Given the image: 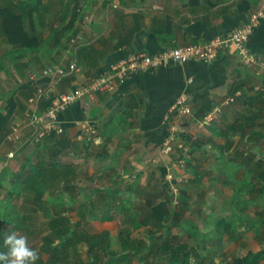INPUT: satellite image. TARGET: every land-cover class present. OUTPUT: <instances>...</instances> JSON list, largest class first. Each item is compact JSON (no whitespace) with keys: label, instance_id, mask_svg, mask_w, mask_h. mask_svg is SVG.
Here are the masks:
<instances>
[{"label":"crops","instance_id":"1","mask_svg":"<svg viewBox=\"0 0 264 264\" xmlns=\"http://www.w3.org/2000/svg\"><path fill=\"white\" fill-rule=\"evenodd\" d=\"M43 3L32 13V34L37 45H13L0 28V251H7L4 236L15 232L28 238L30 248L45 254L35 264H47L62 254L68 255L67 264H92L96 253L107 260L130 252L136 255L131 257L132 264H167L164 258L154 260L155 240L161 246L167 241L173 245L171 237H176V246L185 244L193 254L191 264L220 263L221 259L204 261L206 252L212 249L210 242L197 244L174 230L175 236L169 235L170 231L164 230L170 224L168 218L163 221L168 226L156 232L152 227L158 221L150 217L146 235L139 238L138 229L133 228L124 235V246L119 223L136 220L132 211L140 213L134 207L143 206L144 201L146 217L151 205L167 200V195L158 193L166 188L161 175L176 171L195 179L196 174H201L197 159L207 154L218 156L215 146L209 153L206 146L217 142L220 135L227 139L224 142L229 136L231 140H247L254 129L251 139H263L264 17L247 43L260 57L257 64H244L231 48L212 60H191L135 72L117 81L113 90L84 96L61 111L59 120L65 133L52 130L37 143V125L32 124V116L48 109L52 94L90 83L112 63L132 54L203 45L217 36H228L248 22L262 0ZM86 15L92 17L91 22L86 21ZM23 17L24 25L30 29L29 17ZM49 67H60L64 74L48 75L45 70ZM40 88L44 95L32 101ZM183 96L190 107L188 113L181 112L178 104ZM249 117L255 124L245 121ZM14 127L18 139L11 137ZM167 141L172 144L170 152L165 148ZM230 150L223 151L229 154ZM246 153L243 154L249 156L248 160L251 154ZM179 158L184 162L178 163ZM259 169L264 172L263 166ZM227 170V174L234 172ZM204 177L200 175L195 180L205 184ZM153 181L158 182V190ZM198 201L213 206L211 197ZM124 205L132 207L127 214ZM200 216L199 213L197 217ZM54 217L78 224L68 232L67 242L63 241L64 232L56 233L53 225L43 230L42 221L49 223ZM143 217H137L139 222ZM222 223L219 230L226 235L219 237L232 243L234 249L221 251L229 264H241L240 259L249 252L264 247V230L247 226L244 216L218 219L217 225ZM105 232L109 240L93 247ZM47 236L51 241L45 240ZM254 240L256 249L249 247ZM140 258L143 260L138 261ZM256 262L263 264L264 257Z\"/></svg>","mask_w":264,"mask_h":264},{"label":"rangeland","instance_id":"2","mask_svg":"<svg viewBox=\"0 0 264 264\" xmlns=\"http://www.w3.org/2000/svg\"><path fill=\"white\" fill-rule=\"evenodd\" d=\"M219 137L217 142H212L211 146L208 144L206 146L207 153L215 146V149L220 152L218 156L215 157V154H207L208 156H205L206 158L200 156L197 159L198 165L200 166V173L202 177L205 176L203 179L205 184L195 180L198 176H195V179L194 177L189 178L185 176L182 177V181L172 185L164 175H161L166 188L160 191L161 189H157L159 185L158 182H153L158 193L161 192L160 195H163V197L167 195L165 197L166 199L170 197L172 214H174V212L176 213L174 217V219L177 220L175 221L176 224H169L170 227L168 226L167 228V230L170 231L169 235L172 234V236H175L172 232L174 230L179 232L180 235L183 233L187 240L193 238V241L195 240L197 244H199V241L210 242V244H212V249L206 252L204 261L210 263L215 261V259H221V262L218 264H229V262H227V255L221 254V251H231L234 249H231L232 243L229 241L226 242L225 239H223V241L220 239L219 236L222 237V235L226 234L219 230L222 229L223 223L217 225L218 219L228 216V219L231 220L233 216L239 214V216H244L245 219L248 220L247 226L250 225L251 228L255 230H264V179L261 176L258 177V173L261 170L259 168L262 166L264 167V137L263 139L255 141L252 140L249 135L247 140L243 138L237 141V138L231 140L229 136L227 142H224L227 139L222 135ZM225 149H227V151L231 149L230 153H225L223 151ZM241 151H243V153L248 151L251 155L255 153V155H253L254 158L247 160V157H249L246 156L247 153L245 155L243 153H237ZM237 167L241 168L237 169ZM227 169H231L234 172L227 174L229 172ZM173 172L176 176L180 177V173L178 174L176 171ZM172 186H175L177 191L174 192ZM205 197H211L213 206H207L204 205L203 202L198 201ZM143 204V206L134 207L138 212L140 211V213H134L132 215L134 218H136L135 216L137 215L138 218H142L148 213V208L145 207L147 206L146 201H144ZM206 211L209 213L207 216ZM199 213L201 216L197 217ZM133 223L137 226L135 229H138V237L145 236L146 234H144V231L146 232V230H148V224L142 222L140 224L143 225H140L136 221ZM48 225L49 223H47V221H42L43 230L46 229ZM152 228L156 232H161V227L158 226V222L154 223ZM165 229L166 228H164V230ZM251 234L254 235L256 233L251 231ZM171 240L174 242L173 245L178 241L176 237H171ZM155 241L157 242V240ZM157 245H160V243L157 242ZM225 246L226 248L223 250ZM249 247L256 249V240H254ZM44 256V253H38V260L41 258L43 259ZM155 256H159L160 260L164 258L163 255L157 253ZM256 263L260 264V262ZM159 264L165 263L159 261Z\"/></svg>","mask_w":264,"mask_h":264},{"label":"built area","instance_id":"3","mask_svg":"<svg viewBox=\"0 0 264 264\" xmlns=\"http://www.w3.org/2000/svg\"><path fill=\"white\" fill-rule=\"evenodd\" d=\"M85 17L87 22L92 21L90 15H86ZM263 17L264 0H262L261 6L256 11L252 12L245 25L234 29L226 37L217 36L207 44L171 47L156 53L137 52L112 63L108 70L94 78L90 83L82 84L78 88L67 92L52 94L48 109L42 115L34 114V116H32V124L37 125L34 142L42 141L52 130L64 134L65 126L61 125V121L59 120V113L61 111L67 109L84 96H92L99 91L113 90L117 85V81H123L135 72H145L172 63L185 64L191 60H212L215 59L221 51L225 52L231 48H234L236 52L239 53L244 64L252 66L259 63L260 57L248 47L247 43ZM45 73L57 77V75H63L64 70L60 67H49L45 70ZM44 92L45 91L40 88L31 100H37L41 95H44ZM229 100H233V98H229ZM186 102V96L181 97L178 101V104L181 105L180 110L183 113H188L190 111V107ZM38 126L40 127L38 128ZM17 132V128L14 127L11 137L18 139ZM165 148L167 152L172 150L171 141L166 142ZM179 162L184 161L180 160ZM182 177V175H180V177L174 176L172 171L165 175V178L172 185L182 181ZM176 189L175 186H172L174 192L177 191Z\"/></svg>","mask_w":264,"mask_h":264},{"label":"trees","instance_id":"4","mask_svg":"<svg viewBox=\"0 0 264 264\" xmlns=\"http://www.w3.org/2000/svg\"><path fill=\"white\" fill-rule=\"evenodd\" d=\"M50 2V1H49ZM44 4L43 0H2L0 1V28L1 30L4 32V34L7 36L8 41L16 46H20V47H31L33 45H37V38L35 35L32 34V32L34 31V26L32 24V13L34 11V9H39L40 5ZM48 5V4H47ZM43 6V5H42ZM30 8L27 10V12H22L24 8ZM21 11V12H19ZM28 16L29 17V23H30V29L26 28V25H24V17L23 16ZM46 95V94H45ZM247 122H251L255 124V121L253 120L252 117H249L248 120H245ZM247 122H245V124H247ZM249 124V127H252L253 124ZM261 127H264V123H260ZM242 127V126H241ZM253 128V127H252ZM255 130L252 129V133L251 134V138H253L255 136ZM255 153H253L250 157V159L254 158ZM39 164V163H38ZM34 165V166H39V165ZM41 164V163H40ZM45 164V163H42ZM261 171V170H260ZM259 171V172H260ZM201 174H196V176H198V178L200 177ZM46 176V175H45ZM44 176V177H45ZM261 177H263L264 179V172L261 171ZM168 191V189H167ZM170 195V194H169ZM170 197H168L167 200L161 201L157 204L151 205V212L149 213V217H143V220H141L139 222L138 220V215L135 216L136 220H133L131 222L127 221H123L120 222L119 224L121 225V230H120V239L123 242V246L126 243V238H125V234L129 235L132 231L133 228H136L137 226L134 225L133 222H137L138 224L140 223H146L149 222L150 220H148L150 217H152V219L158 221V226L162 227V226H168V225H163V221L165 219H169L168 224H176L175 221H177L176 219H174V217L176 216L175 212L174 214H172V208H170L171 205V200H169ZM170 204V205H169ZM107 207H109V205H107ZM118 208H121V206H119ZM123 211L126 213L130 212L132 207H127V206H123ZM133 214L135 213L134 211H132ZM68 221V222H67ZM162 223V225H161ZM49 225H53L54 227V231L56 233L58 232H64L63 238H64V242H67L69 240V236H68V232L70 233L72 230L77 228L78 224H71L69 220H59L58 217H54L53 220H51V222H49ZM52 227V226H51ZM167 229V227H166ZM101 239L97 240V239H93V240H97L96 243L94 245H92L93 247L96 246L97 244L101 243V245H104V242H107L109 240V234L108 232L102 233L101 235ZM92 237L97 238L98 235H92ZM46 241H51V237H46L45 238ZM170 241H167L164 243L163 246L161 245H157V242L155 241V249H156V253L157 254H161L163 255L164 259L166 261L167 264H191V258L193 256V254L191 253V251L187 248L186 246H183L185 244H182V246L177 247L176 244L170 245L169 243ZM102 247V246H101ZM124 249H127V247H125ZM66 251H64L65 253ZM155 253V254H156ZM55 256V255H54ZM133 256H136L134 253L130 252V253H122L119 256L114 255L113 257H110L107 260H104L103 256H101L100 254L98 255L97 253L95 254V257L93 259V261L91 262L92 264H123V263H127V264H132L131 260ZM155 256V255H154ZM56 258H52L50 260L49 263L47 264H67L68 263V255L67 254H62V255H56ZM62 257V258H61ZM157 257V258H156ZM264 257V247L258 251V252H249L244 258L240 259V263L241 264H254L257 260L261 259ZM143 259L140 258V260L138 259V261H142ZM154 260L157 262L159 261V256H155ZM35 264V262H34ZM143 264H146V262L144 261ZM148 264V262H147Z\"/></svg>","mask_w":264,"mask_h":264},{"label":"clouds","instance_id":"5","mask_svg":"<svg viewBox=\"0 0 264 264\" xmlns=\"http://www.w3.org/2000/svg\"><path fill=\"white\" fill-rule=\"evenodd\" d=\"M177 160L178 163H183L179 162L182 159ZM27 239L26 236L17 235L15 232L6 234L3 244L7 251H0V264H34L38 253L28 246Z\"/></svg>","mask_w":264,"mask_h":264}]
</instances>
